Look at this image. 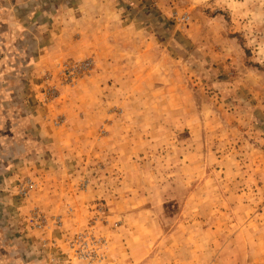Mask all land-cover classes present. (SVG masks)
Here are the masks:
<instances>
[{"label":"rangeland","instance_id":"rangeland-1","mask_svg":"<svg viewBox=\"0 0 264 264\" xmlns=\"http://www.w3.org/2000/svg\"><path fill=\"white\" fill-rule=\"evenodd\" d=\"M98 1L92 69L74 84L60 77L70 59L44 73L47 109L78 141L63 145L58 189L23 176L29 225L76 264L89 263L69 242L86 232L105 255L93 264H222L232 243L221 211L209 230L212 205L264 199V0ZM64 96L76 114L57 110Z\"/></svg>","mask_w":264,"mask_h":264},{"label":"crops","instance_id":"crops-1","mask_svg":"<svg viewBox=\"0 0 264 264\" xmlns=\"http://www.w3.org/2000/svg\"><path fill=\"white\" fill-rule=\"evenodd\" d=\"M94 5L100 6L99 1L0 0V264H53L57 254L51 239L31 229L24 208L32 205L21 203L19 187L25 175L42 178L44 190L60 185L55 174L67 159L63 145L68 147L78 139L68 138L55 124L52 109H47L46 89L54 80L46 81L44 73L55 71L63 59L100 53L101 44L87 34L92 27H101L96 17L88 19ZM64 97L65 105L57 110L65 111L67 106L69 113L76 114L70 109V97ZM126 195L110 196L108 204L116 214L121 213L118 204L126 202ZM242 197H236L233 204L214 202L208 228H218L216 218L221 211L224 221L219 236L224 243H232L220 250L222 264H264V233L258 229L264 228V199ZM234 207L236 227L228 234L225 229L234 220V211L227 208Z\"/></svg>","mask_w":264,"mask_h":264},{"label":"built area","instance_id":"built-area-1","mask_svg":"<svg viewBox=\"0 0 264 264\" xmlns=\"http://www.w3.org/2000/svg\"><path fill=\"white\" fill-rule=\"evenodd\" d=\"M59 69L62 81L74 84L81 76L89 73L92 69V61L89 59L65 60L59 63ZM49 92L48 90L47 93ZM97 243L100 244V240L92 232L79 233L71 238L68 249L74 256L87 260L89 264H93L95 261H101L105 258L104 253L96 249ZM53 260L58 264H76L70 257L69 259L57 257Z\"/></svg>","mask_w":264,"mask_h":264}]
</instances>
